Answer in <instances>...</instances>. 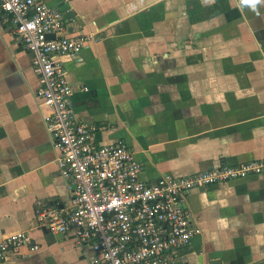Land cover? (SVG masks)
Returning a JSON list of instances; mask_svg holds the SVG:
<instances>
[{"label":"crops","instance_id":"obj_1","mask_svg":"<svg viewBox=\"0 0 264 264\" xmlns=\"http://www.w3.org/2000/svg\"><path fill=\"white\" fill-rule=\"evenodd\" d=\"M43 1L62 12L67 35L91 37L62 62L75 119L98 145L123 140L140 180L264 158V4ZM38 85L0 10V239L28 238L6 264H88L90 249L35 222L37 202L68 197ZM184 206L199 233L168 264H264V173L192 188Z\"/></svg>","mask_w":264,"mask_h":264},{"label":"built area","instance_id":"obj_2","mask_svg":"<svg viewBox=\"0 0 264 264\" xmlns=\"http://www.w3.org/2000/svg\"><path fill=\"white\" fill-rule=\"evenodd\" d=\"M0 10L31 54L39 79L33 95L48 109L43 119L68 192L59 207L36 203V225L69 234L76 245L90 249L88 264H168L170 255L199 233L187 221L184 204L190 189L264 173L261 158L182 177L140 180V164L123 140L98 145L93 126L75 119L72 88L62 62L74 58L91 37L67 35L62 12L43 0H0ZM27 242L21 231L1 238L0 264Z\"/></svg>","mask_w":264,"mask_h":264},{"label":"clouds","instance_id":"obj_3","mask_svg":"<svg viewBox=\"0 0 264 264\" xmlns=\"http://www.w3.org/2000/svg\"><path fill=\"white\" fill-rule=\"evenodd\" d=\"M243 4L249 5L253 10L256 9L257 5L264 4V0H242Z\"/></svg>","mask_w":264,"mask_h":264},{"label":"water","instance_id":"obj_4","mask_svg":"<svg viewBox=\"0 0 264 264\" xmlns=\"http://www.w3.org/2000/svg\"><path fill=\"white\" fill-rule=\"evenodd\" d=\"M48 37H51V36L48 35ZM40 228L43 229V230L45 229V231H49L48 228L45 227V226H40ZM210 264H218V261H217V260H212V261L210 262Z\"/></svg>","mask_w":264,"mask_h":264}]
</instances>
